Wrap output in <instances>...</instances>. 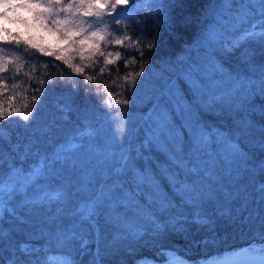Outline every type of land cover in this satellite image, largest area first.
Wrapping results in <instances>:
<instances>
[{
    "label": "trees",
    "instance_id": "obj_1",
    "mask_svg": "<svg viewBox=\"0 0 264 264\" xmlns=\"http://www.w3.org/2000/svg\"><path fill=\"white\" fill-rule=\"evenodd\" d=\"M247 2L160 0L159 15L125 27L143 54L126 46L103 73L3 44L27 52L18 72L0 74V103L31 115L0 121V184L20 166L52 169L39 187L17 189L20 203L0 191V264H53L49 250L70 251L68 264L159 261L165 251L211 264L264 244V42L235 40ZM111 119L122 129L98 172L52 164L57 150L71 153ZM37 187L50 192L34 199ZM79 239L88 240L83 254Z\"/></svg>",
    "mask_w": 264,
    "mask_h": 264
},
{
    "label": "rangeland",
    "instance_id": "obj_2",
    "mask_svg": "<svg viewBox=\"0 0 264 264\" xmlns=\"http://www.w3.org/2000/svg\"><path fill=\"white\" fill-rule=\"evenodd\" d=\"M65 4L69 2V0H64ZM138 4L140 5L138 10H133L129 16L126 18L125 23L122 25H114L109 28V31L115 32L116 29H120L121 32L125 31L126 25L132 23V22H139L141 18L150 15H159L161 10V4L160 0H137ZM117 11H120L118 8ZM19 15L32 19V14L28 12H24L23 10L20 11ZM64 14L62 13L61 16ZM85 21H92L95 19V17H89V16H83L81 17ZM105 19H108V17H105ZM3 26L6 28H9L14 34H19L21 37V42H23L25 45L33 48L31 44H26L25 41H31L32 44L37 45L36 48H33L39 52V47H44L54 53V55H45L55 58V54L61 55L63 59L58 60L69 66V63L71 64V69L75 71L76 68H80L82 71L76 73H82L85 69L90 68V70H98L100 71L101 68H104L105 71L114 68L121 60L116 61L115 56L113 55L110 57L114 60V64L111 65H105V57H102L99 55L98 52L95 51V49L89 48L87 46L84 47L83 50H81V46L79 43H73L72 40H65L60 36L59 33L54 34L53 31H49L50 28H52L51 23L49 22L48 27H42L39 24H35L33 22L32 27H25L24 25H16L8 23L7 21L3 22ZM84 27H87L85 24ZM250 25H243L241 26L238 31L236 32L235 40L238 41V45H249L253 42H258L261 40L260 37L255 36H249L246 34L245 29L249 28ZM92 30H95V26L93 29H89V32ZM256 31H260L259 28L256 29ZM88 33H84V35H87ZM74 40L78 41L80 37H74ZM107 40L111 41L112 37H106ZM135 43V42H134ZM235 42H232V44H237ZM129 45V41H125V44L123 46L116 45L114 43H108L105 44L103 41L100 42V48L105 53L111 52H120L122 57V52L126 46ZM0 47H4L6 49V54L9 59H12L16 55H22V58L25 60V55L23 52L18 51L17 49L13 47H9L6 45L1 44ZM40 53V52H39ZM42 54V53H41ZM44 55V54H43ZM81 55L84 57L81 59ZM65 60L69 61V63H65ZM13 68L15 69L14 64L8 63L7 69ZM1 74V73H0ZM120 120H114L111 119L105 123H103L102 126H100L98 129L93 131L91 133L90 139L82 143L81 145L77 146L75 150L71 151V153H63L61 150H57L55 153V159L52 162V164L58 163L59 165L67 164L70 168L73 167H80V166H86L89 165L90 167V173H92L95 169L98 172V169L102 167L104 162H107L109 159L113 157V146L117 143V138L119 135L121 128ZM160 124L158 125L160 129L163 127V123L165 125V122L163 120H159ZM162 127V128H161ZM165 129V128H164ZM82 147V148H81ZM81 148V149H80ZM68 162V163H67ZM52 164H49L51 166ZM48 163L45 164L43 167V164H30L28 169L26 167L20 166L12 170L10 175L8 176L6 182L0 184V189H2V195L5 197L7 196V202L13 203L18 202L20 203L19 198L16 197L18 194V188H26L27 184L30 182H33L36 184V186L39 187L38 183V177H41L43 181L46 179L50 173L51 168H47ZM100 171V170H99ZM58 172V171H57ZM90 175L89 173H85ZM57 174L54 173L52 176L55 177ZM57 178L59 176L57 175ZM84 179V177L82 178ZM85 180V179H84ZM39 192L37 191L31 196L32 198L36 199L38 196H41L43 193L47 194L50 192L49 188H38ZM37 193V194H36ZM12 199V201H11ZM27 200H30V197L27 198ZM1 202V201H0ZM2 204V203H1ZM11 204V208H12ZM2 206V212L4 206ZM14 206V205H13ZM83 244V245H82ZM88 244V240H81L79 239V246L81 248V254H83V250ZM264 248L263 245H251L245 248H241L240 250H234L226 252L221 258H218L213 261L211 264H233L235 261H245L250 262V264H259L258 257L259 253L255 254H248L243 255L246 253L249 249H262ZM117 249V248H116ZM49 257L51 262L54 264H68L71 261V256L69 252L65 251V254L60 251H51L49 250ZM136 264H186L177 258L176 254L171 251H165L163 254L161 260H149V259H141L136 262ZM206 264V263H203Z\"/></svg>",
    "mask_w": 264,
    "mask_h": 264
},
{
    "label": "snow or ice",
    "instance_id": "obj_3",
    "mask_svg": "<svg viewBox=\"0 0 264 264\" xmlns=\"http://www.w3.org/2000/svg\"><path fill=\"white\" fill-rule=\"evenodd\" d=\"M140 5L137 0H69L65 4L64 0H0V44H9L15 43L16 45L20 44L21 37L19 34H13L9 28L3 26V22L7 21L11 24L24 25L25 27H32L33 22L39 24L42 27L47 28L49 22L52 25V28L49 31L54 30L55 33H59L62 38L65 40H72L73 43H79L81 50L85 46L95 49L100 56L105 57V65L114 64V60L111 59L113 55L115 60L119 61L121 57L120 52H111L105 53L100 48V42L103 41L105 44L114 43L116 45L123 46L125 41H133L135 43H129V47L138 49L141 54H143V48L141 47L140 37H132L127 31L121 32L120 29H116L115 32L109 31V28L114 25H122L125 23L126 18L133 10H138ZM162 7V6H161ZM120 11H117V9ZM242 11L239 15V23L241 25H250L249 28L245 29V32L249 36L260 37L262 42H264V0H248L247 3L242 4ZM28 12L32 14V19L25 18L19 15L20 11ZM64 14L61 16V14ZM89 16L95 17L92 21H85L81 17ZM108 17V19H105ZM87 27H84V25ZM95 30L89 32V29ZM259 28L260 31H256ZM84 33H88L84 35ZM9 37L10 40H6L5 37ZM74 37H80L78 41L74 40ZM106 37H112V40L109 41ZM146 38V37H145ZM147 39V38H146ZM26 44H31L33 48H36L37 45L32 44V42L25 41ZM148 47H154L151 39L147 41ZM26 54L27 50H19ZM39 52L44 55H54V53L44 47H39ZM84 57L81 55V59ZM56 60H61L63 57L61 55L55 54ZM12 63L15 66L16 71L18 72L20 68L23 67L24 59L22 55H16L12 59H9L6 54V49L0 47V73L7 71V64ZM51 63V62H48ZM65 63L69 61L65 60ZM71 67V64L69 63ZM35 66L33 65V70ZM75 71L81 72L80 68H76ZM104 68L100 69V72L103 73ZM118 71V69H117ZM26 76H29L31 79L30 73H25ZM140 73H137L136 76H139ZM136 76H133L131 79V84L135 86ZM88 81H92V76L86 77ZM4 79L0 78V95H3V90L6 85ZM124 80H128L129 77L125 75ZM43 83L42 81H39ZM13 88L17 85L13 84ZM108 96H112L111 92L107 93ZM11 99V97L9 98ZM35 99V97H34ZM127 99L116 100L117 105L128 104ZM107 103V101H106ZM27 107V105H25ZM13 115L22 116L24 121H28L31 113L22 114L19 110L13 112L10 108L6 110L2 103H0V121L9 119ZM3 126L0 124V136H2ZM2 191V189H0ZM259 253L258 262L259 264H264V248L262 249H249L243 255ZM233 264H250V262L245 261H235Z\"/></svg>",
    "mask_w": 264,
    "mask_h": 264
},
{
    "label": "bare ground",
    "instance_id": "obj_4",
    "mask_svg": "<svg viewBox=\"0 0 264 264\" xmlns=\"http://www.w3.org/2000/svg\"><path fill=\"white\" fill-rule=\"evenodd\" d=\"M146 16H147V15H146ZM143 20H145V18H144ZM173 127H174V126H173ZM202 127H203V126H202ZM214 128H215V127H214ZM212 129H213V128H212ZM217 129H218V128H217ZM166 130H168V129L166 128ZM214 130H215V129H214ZM219 130H220V129H219ZM169 131H170V129H169ZM220 131H221V130H220ZM166 132H167V131H166ZM209 132H210V131H209ZM211 132H212V131H211ZM211 132H210V133H211ZM215 132H216V130H215ZM218 132H219V131H218ZM222 132H223V131H222ZM176 133H178V131H177ZM176 133H175V136H176ZM173 134H174V133H173ZM170 135H171V134H170ZM225 135H226V134H225ZM175 136H174V137H175ZM184 136H185V135H184ZM174 137H173V138H174ZM176 137H177V136H176ZM166 138H167V137H166ZM168 138H169V137H168ZM188 138H189V137H188ZM204 138H206L205 135H204ZM204 138H203V139H204ZM189 139H190V138H189ZM199 139H200V138H199ZM197 140H198V139H197ZM200 140H201V139H200ZM208 140H209V139H208ZM208 140H206V142H207ZM171 141H172V140H171ZM180 141H183V140H180ZM194 142H196V141H194ZM199 142H200V141H199ZM212 142H213V141H212ZM153 143H154V142H153ZM157 143H159V145H161L160 141L157 142ZM197 143H198V142H197ZM171 144H172V143H171ZM171 144H170V145H171ZM191 144H194V143H191ZM200 144H201V142H200ZM181 145H182V144H181ZM183 145H184V144H183ZM202 145H203V144H202ZM154 146H155V145H154ZM167 146H168V144H167ZM172 146H173V145H172ZM176 146H178V145H176ZM205 146H206V145H205ZM159 147H160V146H159ZM208 147H209V146H208ZM213 147H214V144H213ZM216 147H217V146H216ZM218 147H219V146H218ZM162 149H163V147H162ZM171 149H172V148H171ZM173 149H174V148H173ZM207 149H208V148H207ZM215 150H216V149H215ZM215 150H214V151H215ZM175 152H177V151H175ZM225 165H226V163H225ZM232 175H233V174H232ZM234 177H235V176H234ZM252 183H253V181H252ZM249 186H250V185H249ZM252 187H253V186H252ZM1 213H2V212H1ZM0 216H1V215H0ZM82 245H83V244H82ZM261 245H262V244H261ZM25 246H26V245H25ZM64 254H65V253H64ZM26 255H28V254H26ZM29 255H30V254H29ZM65 255H66V254H65ZM23 256H24V255H23ZM48 256H50V255L48 254ZM19 258H20V256H19ZM32 258H33V257H32ZM32 258H31V259H32ZM71 260H72V259H71ZM25 261H26V260H25ZM50 262H51V260H50ZM30 263H31V262H30ZM32 263H33V262H32ZM37 263H38V262H37ZM9 264H10V262H9ZM43 264H44V263H43ZM53 264H54V262H53ZM74 264H75V263H74ZM78 264H79V263H78Z\"/></svg>",
    "mask_w": 264,
    "mask_h": 264
},
{
    "label": "water",
    "instance_id": "obj_5",
    "mask_svg": "<svg viewBox=\"0 0 264 264\" xmlns=\"http://www.w3.org/2000/svg\"><path fill=\"white\" fill-rule=\"evenodd\" d=\"M1 202H0V215H1V212H2V206H1Z\"/></svg>",
    "mask_w": 264,
    "mask_h": 264
}]
</instances>
